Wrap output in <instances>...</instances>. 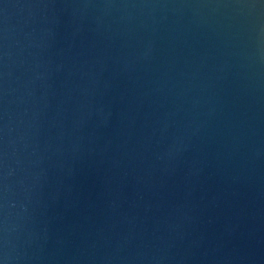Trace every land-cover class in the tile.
Listing matches in <instances>:
<instances>
[{"label":"water","instance_id":"95a60500","mask_svg":"<svg viewBox=\"0 0 264 264\" xmlns=\"http://www.w3.org/2000/svg\"><path fill=\"white\" fill-rule=\"evenodd\" d=\"M0 264H264V0H0Z\"/></svg>","mask_w":264,"mask_h":264}]
</instances>
